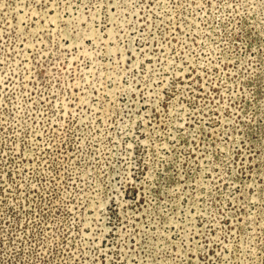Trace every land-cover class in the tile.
I'll list each match as a JSON object with an SVG mask.
<instances>
[{
	"label": "rangeland",
	"instance_id": "obj_1",
	"mask_svg": "<svg viewBox=\"0 0 264 264\" xmlns=\"http://www.w3.org/2000/svg\"><path fill=\"white\" fill-rule=\"evenodd\" d=\"M0 264H264V0H0Z\"/></svg>",
	"mask_w": 264,
	"mask_h": 264
}]
</instances>
